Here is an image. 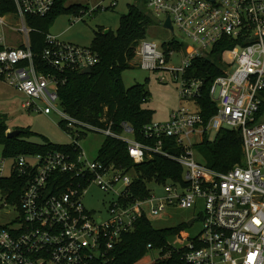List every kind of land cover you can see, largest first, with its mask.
<instances>
[{
    "label": "built area",
    "instance_id": "obj_1",
    "mask_svg": "<svg viewBox=\"0 0 264 264\" xmlns=\"http://www.w3.org/2000/svg\"><path fill=\"white\" fill-rule=\"evenodd\" d=\"M56 3L0 0V80L24 94L25 109L56 112L67 119L77 146V151L0 159V179L13 173L27 179L19 203L10 202L0 187V218L10 213V207L17 213L0 223V264H93L108 257L144 215H159L167 207L194 209L199 203L203 211L195 218L203 220L204 228L195 236L174 235L183 242L171 243L174 250H184L183 258L190 264H264V0H148L153 15H165L163 24L170 17L174 30L178 28L193 45L182 41V50H167L143 39L136 46L139 67L165 68L176 52L185 51L181 63L168 70L179 84L181 99L195 108L179 107L167 123L146 125L143 132L151 143L125 137V132L133 135L127 123L123 133L113 130L112 123L83 125L86 133L96 131L126 142L137 164L156 154L179 163L182 179L172 180L160 197L153 185L162 182H149L148 194L142 195L135 168L98 157L90 160L82 151L78 143L82 133L65 113L59 88L67 81V71L92 69L100 56L90 45L60 40L50 31L43 32L45 45L37 55L32 33L39 30L31 20L50 14ZM81 6L75 21L88 12L87 3ZM221 43L226 49L215 52ZM225 51L230 62L223 61ZM209 56L217 59L223 74L209 87L216 107L206 120L197 104L206 79L190 70L195 59ZM222 129L238 130L243 137L244 161L226 172L199 161L195 150L197 143L206 137L214 140ZM7 159L12 160L8 175ZM91 186L112 194L106 217L83 202Z\"/></svg>",
    "mask_w": 264,
    "mask_h": 264
},
{
    "label": "trees",
    "instance_id": "obj_2",
    "mask_svg": "<svg viewBox=\"0 0 264 264\" xmlns=\"http://www.w3.org/2000/svg\"><path fill=\"white\" fill-rule=\"evenodd\" d=\"M69 0H57L54 11L45 17H35L31 26L39 31L32 33L33 49L41 54L44 43L43 32H49V27L55 19L66 12L80 14L82 2L66 5ZM141 0L130 5L129 13L121 17L116 32L105 29L95 32L91 47L99 53L100 61L93 66L90 73L81 70L66 72L67 81L59 88V97L65 113L74 119L78 132L86 133L83 124L107 126L118 133L124 132V123L133 128V136L144 143H151L144 135V127L153 122L154 111L144 106L149 98L147 81L126 87L123 72L133 66L136 59V46L145 39L148 27L156 21L154 15L145 11ZM225 43L215 47V52L226 49ZM167 50H182L185 45L178 40L164 42ZM191 74L206 79L202 96L197 104L206 120L215 113V102L209 94L213 79L223 74L219 62L213 56L197 58L193 61ZM264 109V108H263ZM69 121L62 119L60 125L65 129ZM9 116L0 113V144L3 145V157L16 158L20 155L46 154L53 150L77 151L74 142L55 144L45 136L32 131L29 127H16L21 133L9 137ZM41 141H34L32 137ZM201 158L208 167L220 172H226L244 161L243 137L240 131L222 129L214 140L205 138L200 143ZM98 158L105 163H114L121 167L135 168L139 177L136 185L142 195L148 194V184L151 181L165 182L168 179L181 180L183 167L172 159L154 155L142 163H135L129 155L128 144L114 137H105L99 150ZM27 185L26 176L13 173L0 179V187L9 194V201L19 203ZM137 192V193H138ZM188 226L182 223L176 227L156 229L152 226L149 216L144 215L135 223L132 231L123 234L121 241L109 252L105 259H96L93 264H133L142 259L150 250H159V258L154 264H190L183 258L184 250H174L169 239L180 234ZM167 256V257H166Z\"/></svg>",
    "mask_w": 264,
    "mask_h": 264
},
{
    "label": "rangeland",
    "instance_id": "obj_3",
    "mask_svg": "<svg viewBox=\"0 0 264 264\" xmlns=\"http://www.w3.org/2000/svg\"><path fill=\"white\" fill-rule=\"evenodd\" d=\"M75 2H83L88 4V12L84 15L83 20L75 21V14L66 12L59 15L49 27L50 33L58 35L60 40L72 42L79 45H91L95 32L99 29H110L117 31L120 25L121 17L129 13L130 5L137 3V0H69L66 5ZM148 0H141V6L144 10L153 15L151 9L147 5ZM93 11V12H91ZM156 21L147 29L145 39L157 42L162 45L164 42L178 40L185 41L193 45L191 40L175 28L174 32L165 28L163 21L165 15L155 16ZM185 57V51L176 52L170 59L167 67L157 70H144L139 67L137 58L133 60V66L123 72V81L126 87H131L137 83L147 81L149 90V98L144 103V106L154 111L153 121L155 123H167L174 110L179 107L195 108L194 104L187 100L181 99L179 93V84L175 81L174 75L168 70L170 65H178ZM223 61L230 62L229 53H223ZM26 97L22 92L8 84L7 81L0 80V113H5L9 116L10 130H15L16 127H29L32 131L37 132L55 144H69L74 138L73 134L60 125L63 116L53 112L45 114L40 111L27 110L22 107V103ZM39 105L42 102L36 101ZM68 127V125H67ZM69 128V127H68ZM127 138H131L132 133L125 132L123 134ZM216 132L213 131L211 137L214 138ZM34 141H41L39 137H32ZM105 140V135L96 131H88L82 133L78 138L82 151L90 160L96 159L99 150ZM200 143L195 145L196 158L202 161ZM3 158V145L0 144V159ZM12 160L7 159L8 167L5 174L10 173ZM171 179L165 182L153 185L156 196L165 195V186L172 184ZM112 201V194L105 193L97 186L88 188L84 196V204L89 210H97L99 214L106 217L107 209ZM203 205L198 204L194 209H181L167 207L159 215H150L149 219L152 226L156 229L176 227L182 223L188 222L193 217L201 215ZM16 211L11 209L8 215L3 214L0 218V223H7L9 219L16 216ZM204 228L203 220L197 218L192 226H187L183 232L190 236H195ZM169 241L177 246L182 245V239L171 237ZM167 257V256H166ZM159 258V250H150L142 259L137 260L133 264L149 263L154 264Z\"/></svg>",
    "mask_w": 264,
    "mask_h": 264
},
{
    "label": "water",
    "instance_id": "obj_4",
    "mask_svg": "<svg viewBox=\"0 0 264 264\" xmlns=\"http://www.w3.org/2000/svg\"><path fill=\"white\" fill-rule=\"evenodd\" d=\"M164 27L174 32V27H173V25H172V22H171L170 17H168V18L166 19V21L164 22ZM109 32H110V29H105V30H104V33H105V34H107V33H109ZM91 71H92V69H91L90 67H87V68H85V69L83 70L84 73H90ZM20 133H21L20 130H10V131H8V136H9V137H15V136H18ZM195 220H196V218L193 217V218H191L190 220H188L187 224H188L189 226H192Z\"/></svg>",
    "mask_w": 264,
    "mask_h": 264
}]
</instances>
